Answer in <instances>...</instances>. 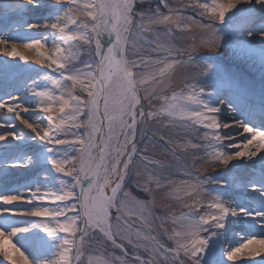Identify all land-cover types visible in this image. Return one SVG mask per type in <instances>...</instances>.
<instances>
[{"label": "snow or ice", "instance_id": "obj_1", "mask_svg": "<svg viewBox=\"0 0 264 264\" xmlns=\"http://www.w3.org/2000/svg\"><path fill=\"white\" fill-rule=\"evenodd\" d=\"M242 2L250 0H212L211 4L196 0L180 8L172 7L170 0H56L49 5L54 14L43 26L50 24L55 30L51 32V52L46 55L40 51L48 46L47 37L24 47L35 49L37 62H47L60 79L47 73L41 77L51 83V89L33 80L25 90L31 99L27 95L0 96V127L5 128L0 143L8 147L12 141L24 139V134L15 130V120H20L35 133L33 140L38 136L46 142L42 162L50 165L45 169L48 176L44 183H31L24 191L0 190V264H129L124 242L134 249L144 247L149 253V259L135 255L136 264H241L245 257L255 264L257 258L264 259V207L250 210L233 199L213 195L210 186L215 181L210 175H200L206 166L227 167L234 160L259 158L264 154V128L237 119L229 124L220 107L202 98L205 89L198 82H186L179 93L172 90L167 94L177 68L199 69L192 80L207 71L193 55L197 37L203 46L216 50L220 44L217 20L222 23ZM27 3L39 5L40 0ZM256 3L264 5V0ZM188 7L209 22L185 16L182 9ZM192 24L205 31L192 32ZM161 25L165 26L163 33L156 30ZM28 27L38 29L41 24ZM209 33L210 44L206 40ZM189 37L191 44L175 42ZM8 43L0 38V51L5 56L27 61L15 46L9 49ZM9 71L5 61L0 76L6 77ZM180 100L184 103H173ZM154 101L160 102L158 108L153 107ZM30 108H38L36 123H30L31 116L25 115ZM150 121H163L179 130L178 134L198 130L197 126L205 129L201 138L207 144H194L182 137L185 143L176 145L182 151L191 150V164L185 158L180 169L186 179L179 184L172 179L171 164L147 155V144L140 147L145 138L152 142ZM209 146L210 152L206 150ZM202 148L204 155H197ZM35 163L32 156L25 155L13 159L9 167L31 168ZM259 163L264 166V160ZM8 170L3 169L5 173ZM133 185L148 199L133 195ZM251 189L257 194L253 199H264V186L253 184ZM160 190L183 200L189 212L178 218H159L172 246L156 241L153 249L140 241L155 240L143 230L156 218L152 207ZM28 217L39 220L25 219ZM248 219L258 234L234 233L238 242L226 250L221 245L219 254L210 247L213 238L220 240L232 231L234 220L243 223ZM168 220L179 227L169 232L165 228ZM107 242L120 249L122 256L95 261L92 252Z\"/></svg>", "mask_w": 264, "mask_h": 264}, {"label": "bare ground", "instance_id": "obj_2", "mask_svg": "<svg viewBox=\"0 0 264 264\" xmlns=\"http://www.w3.org/2000/svg\"><path fill=\"white\" fill-rule=\"evenodd\" d=\"M56 2V0H53ZM52 0H40L39 5H33L28 4L27 0H23L22 3H15L14 0H0V38H4L8 40V47L11 49L12 46H15L18 51H20L24 56L27 57V61L19 60V58H12L7 57L3 54L2 51H0V69H2L5 65V61H7L9 66V73L5 76H0V92L1 91H8L11 88L13 89L14 83H17L18 81H21L23 77H25L24 83L27 85L29 84L30 79L27 78L28 76L34 77L33 80H37L40 82L41 87H43L45 84H47L48 88H52V85L50 82H45L41 79L46 73L53 77L54 79H60V76L58 73L53 72L52 69L47 67V62L38 63V57L35 49H27L24 47L25 43H29L30 41L34 39H42L43 37L47 38V47L40 49V51H43L46 55L51 52L52 50V40L53 37L50 36L51 32L55 31L53 29H49L48 26L44 27L43 30H32L28 28L29 24L32 23H39L40 21H44L50 17V15L54 14L53 10L49 7V5L54 4ZM200 2H207L211 4L212 0H200ZM224 2H227V0H224ZM13 5H16V7L11 8ZM18 8V9H17ZM18 10H22V13H25L23 15L17 13ZM261 11V16L257 20H253L256 22H260L261 20L264 21V5L256 3V0H250L249 3H239L237 4L236 8H234L231 12L226 14V18L228 19V23H231L235 20V17H241L242 20L239 23V27L232 29V42L235 45L236 49L243 50L245 52H252L255 53L260 57V59L264 62V35L261 33H258L256 31L255 33H251L254 27L259 29V26H253L250 24L249 18L256 12ZM50 14V15H49ZM26 15V16H24ZM77 15H79L77 13ZM23 20V23L14 24L15 28L22 27L20 29H24V31H27L23 34L16 35L14 34V26L12 27H6L7 24L10 22H17V20ZM238 19V18H237ZM233 20V21H232ZM252 22V21H251ZM27 24V25H26ZM42 27V26H41ZM39 29V28H38ZM249 32V33H248ZM264 34V33H263ZM108 37L105 36V43H107ZM50 47V48H49ZM84 59H87L85 56ZM22 80V81H23ZM32 80V79H31ZM70 86V82H66ZM28 87V86H27ZM39 90V89H38ZM76 94L79 93V88L76 89ZM187 94V92H186ZM185 94V95H186ZM12 96H17L15 92L10 93ZM30 95V94H29ZM227 95L233 102L234 105H236L238 109V113L240 114L239 117H236L237 120H243L249 122L253 126L263 125L264 124V105H263V99L261 97L258 98L257 95H252L250 99L242 98L238 94L234 92H230L228 94V91L226 90H219V91H213V92H206L204 93L205 102L216 107H220L222 110L223 115H226L224 119L229 122H233V119H229L226 117L232 116V114L229 112V109H226V107L222 106L220 104V101L223 99L224 96ZM7 97V96H6ZM220 97V99H219ZM237 100H236V99ZM31 99V97L29 98ZM239 102V104L237 103ZM184 103L183 100L180 101H173V103ZM248 104L249 106L246 107ZM27 106V105H25ZM241 106V107H240ZM38 110L31 111L29 110L28 114H25L26 116H31L30 123H32L33 118L37 115ZM0 123H2V120H0ZM15 130L21 131L25 137L24 141L25 144H19L16 143V141H12V143L5 147L4 144L0 143V154L3 152L5 153V156L0 158V185L3 186V189L5 187L12 189L15 187L20 186L22 183L25 184V179L28 178L27 174L21 173V175L15 174V172H11L8 170L7 173L3 171V166L11 164L13 159L19 158L21 155L24 154H32V152L40 151L43 152L44 148L48 147L45 141H42L39 139L38 136H36V139L33 140L31 137L35 136V133L32 132L31 129H28L23 123H21L20 120H18V123H15ZM26 127V128H25ZM41 129L44 127L42 124ZM231 131L236 134L237 129L233 127ZM5 132V128L0 127V134H3ZM227 134V132L225 133ZM29 138V139H28ZM33 140L35 143H37L38 147H34L31 145V143L27 142ZM237 142H239V138L237 139ZM183 144V143H182ZM36 148V149H35ZM190 150V149H189ZM189 150L182 151L180 149H176L175 152V160L177 161L175 167L178 165H181L184 162V159L189 160L188 154ZM229 152L234 151L233 149H228ZM180 158V159H177ZM264 160V154H262L259 158L253 159L251 161L244 160V161H232L227 167L219 166V169L223 170L228 168L231 172L235 173L234 179H242L238 178V175L240 176H255L260 175L261 177H264V166H262L259 161ZM167 161V160H166ZM3 165V166H2ZM253 170L259 171L258 173H252ZM44 169H40L37 172H42ZM200 175H210L213 180L216 182V179L218 176L210 174V173H203ZM260 177V178H261ZM262 181L264 178H261ZM2 189V190H3ZM166 190H160V195L157 196L155 194V202H156V209L157 212L160 211V217H167L170 214L174 215L175 217L181 216L183 213L189 212V209L186 208L183 204V206L180 205V203H183V200H177L175 198H170L165 195ZM254 195L249 197L251 200L256 201V199H253ZM177 201V204H175L173 207H171L173 210H171L168 206L172 204L173 201ZM177 205V206H176ZM204 209L201 208L200 211H203ZM237 225L241 223L240 221H237ZM244 223V222H243ZM152 224V223H151ZM242 224V223H241ZM241 224L239 225V229L242 230V228L245 227V225L242 227ZM165 227L172 231L174 228H178L179 224H173L172 222L168 221L165 224ZM258 234V233H256ZM225 240L228 241V243H225ZM238 241L231 243L228 240V237H223L220 240H217L216 238H213L210 241V247L213 249H216L219 254V249L222 245L223 249L226 250L227 247L235 246V244ZM167 245L172 246V241L168 240ZM224 260L227 259V257H223ZM228 264H232V262H228ZM241 264H252L251 261H246V257L242 258ZM255 264H264V259L257 258L255 261Z\"/></svg>", "mask_w": 264, "mask_h": 264}, {"label": "rangeland", "instance_id": "obj_3", "mask_svg": "<svg viewBox=\"0 0 264 264\" xmlns=\"http://www.w3.org/2000/svg\"><path fill=\"white\" fill-rule=\"evenodd\" d=\"M170 3L172 7L180 8L181 5H193L196 3V0H170ZM14 7H16V5H13L11 8ZM162 11H167V10L162 8ZM182 12L185 16L192 17L196 21H202L203 23L209 22V19L201 17L198 14V12L192 10L191 7L183 8ZM226 20L227 19H224L222 23L218 22L217 20V23L215 25L217 29V33L220 37V44L216 50H211L203 46L200 42L199 36L197 37V51L193 53V55L196 56L197 63L207 66V71L203 75L198 76L196 80H192L191 76L196 72H198L199 69H196L194 67L191 69L186 67L177 68L171 76V84L170 87L167 89L168 95H171L172 90H175L177 93H179L184 88L186 82H191L193 84H196L198 82L200 86L205 89L206 92L222 90L223 88H225L226 85L230 87L235 86L237 89L242 87L244 88L243 89L244 92L246 91L249 92V90H252L253 87H255V89L256 86L260 88L261 84L258 83L262 82V84H264V62L255 53L252 52L248 53L243 50L236 49L234 43L232 42V34H233L232 29L239 27L241 18L231 23H226ZM7 27L9 28L10 26ZM164 27L165 26L161 25L156 30L163 33ZM191 31L200 33L205 30L199 29L196 27L195 24H192ZM49 35L51 36V34ZM147 36L149 39L152 38L151 33H148ZM178 36L183 37L184 33H179ZM206 40L209 44L212 42L211 33L207 35ZM175 42L177 43V45L191 44L192 40L189 37L187 39H177ZM185 55H187V53H185ZM24 78L25 77H23L22 80ZM22 80L20 82L24 81ZM259 94H261V91L259 92ZM159 104H160L159 101H154L153 107L158 108ZM36 110H38V108ZM39 115H43V113H39ZM32 121H33L32 123L37 122L36 116L33 118ZM15 123L17 124L18 120H15ZM149 124L151 125V127L148 130V136L152 137V142L148 143L147 138H145L144 141L140 142V147L143 148L145 144H147V148H148L147 155L151 156L153 159L162 161L166 164H171L173 166L172 179L176 181L177 184H179V182L183 179H186V177L183 176L182 172L180 171V169L183 166V163L181 165H178L177 167L174 166L176 165L177 161L175 160V156L172 155V151L173 149H178L176 148L177 144L185 143V139L182 137L191 139L192 143L194 144L197 143L207 144L208 141H205L201 138V134L205 131V129L197 126L198 130H193L192 132L186 134L185 133L178 134L179 130L165 126L163 121H159V122L150 121ZM161 136L164 137L163 140L160 139ZM169 140H171L172 143H167V141ZM206 150L210 152L212 151V147L209 146ZM190 152L191 150H189V154H188L189 157V160L187 161L188 164H191ZM204 152L205 149L202 148L198 151L197 155L202 156L204 155ZM1 155H3V153ZM137 167H139V165H137ZM203 173H210L218 176L216 182L210 186L214 190L212 194L216 195L218 190L224 185L222 180L228 174L222 172V169L220 170L219 167L214 168L211 166H206L205 169L200 172V174ZM131 190L133 192V195H135L138 199L141 200L148 199L147 195L136 189L134 185L132 186ZM159 193L160 191H157L155 194L159 196L161 194ZM204 203L207 204L208 201L205 200ZM175 204H177V201L174 200L172 204H170L168 207L171 210H173L171 207H173ZM183 204L184 202L180 203L181 206H183ZM152 211L154 212L156 218L152 220L151 227L144 228L143 232L145 236L150 235L151 237H154L155 240L142 239L140 243L142 245H146L149 248H153V249L156 247V241H159L160 243L169 246L167 245V241L169 239L167 238L166 235L163 234L164 229L160 228L159 226L161 223V220L159 219L160 211L157 212L156 202H154ZM151 219L152 218H150V220ZM168 221L171 222V220ZM136 226L137 227L141 226L139 220H136ZM124 244H125V249L129 253L127 257L129 264H136L133 257L137 254H139L143 259L150 258L149 253L145 251L144 247L134 249L131 245L127 244V242H124ZM91 247L95 248V244L91 245ZM92 255L95 261H101L107 258L109 255L122 256V252L118 248H113L110 242H107L105 246L100 248L98 251H93Z\"/></svg>", "mask_w": 264, "mask_h": 264}]
</instances>
